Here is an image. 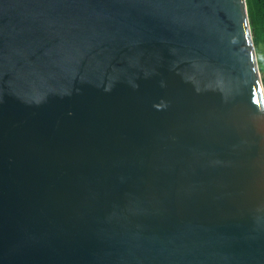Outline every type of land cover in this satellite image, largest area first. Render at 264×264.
Listing matches in <instances>:
<instances>
[{"label":"water","instance_id":"obj_1","mask_svg":"<svg viewBox=\"0 0 264 264\" xmlns=\"http://www.w3.org/2000/svg\"><path fill=\"white\" fill-rule=\"evenodd\" d=\"M0 264H264L248 0H0Z\"/></svg>","mask_w":264,"mask_h":264},{"label":"trees","instance_id":"obj_2","mask_svg":"<svg viewBox=\"0 0 264 264\" xmlns=\"http://www.w3.org/2000/svg\"><path fill=\"white\" fill-rule=\"evenodd\" d=\"M248 4L256 47L259 53L264 47V0H248ZM260 67L264 73V59L260 60Z\"/></svg>","mask_w":264,"mask_h":264},{"label":"rangeland","instance_id":"obj_3","mask_svg":"<svg viewBox=\"0 0 264 264\" xmlns=\"http://www.w3.org/2000/svg\"><path fill=\"white\" fill-rule=\"evenodd\" d=\"M259 61L264 59V47L261 49V51L258 53ZM261 57V58H260ZM262 77L264 81V73L262 72Z\"/></svg>","mask_w":264,"mask_h":264}]
</instances>
